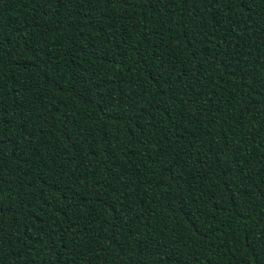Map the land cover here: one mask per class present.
<instances>
[{"label":"trees","instance_id":"obj_1","mask_svg":"<svg viewBox=\"0 0 264 264\" xmlns=\"http://www.w3.org/2000/svg\"><path fill=\"white\" fill-rule=\"evenodd\" d=\"M0 264H264V0H0Z\"/></svg>","mask_w":264,"mask_h":264}]
</instances>
